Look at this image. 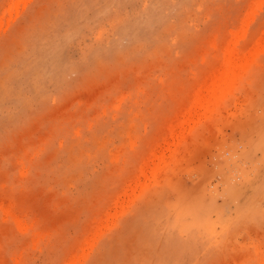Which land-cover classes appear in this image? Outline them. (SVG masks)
<instances>
[{
  "label": "rangeland",
  "instance_id": "rangeland-1",
  "mask_svg": "<svg viewBox=\"0 0 264 264\" xmlns=\"http://www.w3.org/2000/svg\"><path fill=\"white\" fill-rule=\"evenodd\" d=\"M0 264H264V0H0Z\"/></svg>",
  "mask_w": 264,
  "mask_h": 264
}]
</instances>
